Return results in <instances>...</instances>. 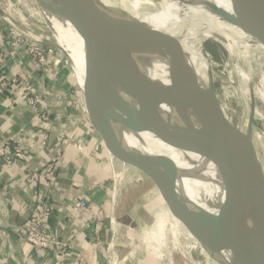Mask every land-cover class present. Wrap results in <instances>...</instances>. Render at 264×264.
I'll list each match as a JSON object with an SVG mask.
<instances>
[{"label": "water", "instance_id": "95a60500", "mask_svg": "<svg viewBox=\"0 0 264 264\" xmlns=\"http://www.w3.org/2000/svg\"><path fill=\"white\" fill-rule=\"evenodd\" d=\"M90 3L88 17L85 0H72L71 7L67 3L65 6L64 0H0V17L24 46L40 56L81 122L99 141L115 172L162 199L171 216L192 237L193 240L181 230L191 245L196 241L200 247L213 250L215 246L229 242L238 264H264V225L252 224L242 200L243 197L252 199L264 214V169L247 131L235 126L216 105H200L177 90L179 77L186 70L181 44L156 29L150 30L151 38L146 43L161 45L165 49L169 62V87L164 89L152 83L139 69L132 54L124 53L115 62L122 61L135 86L126 94L130 98L135 94L141 95L139 112L133 114L127 108L111 106L94 74L97 69L104 71L112 102L120 103L112 71L104 63L102 55L96 53L98 35L94 24L100 25V14L92 6L94 2L90 0ZM229 3L232 14L221 11L228 23L264 48L261 0H229ZM217 11L220 12L219 9ZM63 17L76 25L78 20L83 30L90 34L88 47L95 63L85 61L83 85L79 83L72 61L57 36L60 23L56 20ZM139 31L143 34L140 28ZM137 44L136 39L130 40L131 49L138 47ZM254 48L259 50L256 46ZM200 94L202 97L203 93ZM162 105L184 109L195 123L179 129V125L160 122L158 110ZM201 123L205 125L207 134H217L220 146L228 154H214L198 148L196 137L191 136L197 130L194 125ZM251 124L250 121L249 126ZM121 130L149 132L178 150L210 160L224 187V200L218 214L204 215L201 220H196L190 205L177 194L178 169L175 163L162 155H146L126 148ZM0 231L6 233L11 241L17 239L11 228H0ZM203 258L210 264H223L217 259Z\"/></svg>", "mask_w": 264, "mask_h": 264}, {"label": "bare ground", "instance_id": "6f19581e", "mask_svg": "<svg viewBox=\"0 0 264 264\" xmlns=\"http://www.w3.org/2000/svg\"><path fill=\"white\" fill-rule=\"evenodd\" d=\"M85 1L89 17L88 8L91 3L90 0ZM65 3L71 7L72 0H64L66 6ZM92 3V6L96 7V11L100 14L98 17L100 25L96 22L93 23L98 35L96 53L102 55L104 63L112 71L114 87L120 103L112 102L104 71L97 69L94 74L111 106L127 108L128 112L133 114L139 112L138 100L141 99V95L135 94L133 98H130L126 94L135 86L122 61L119 59L117 63L115 62L124 53L132 54L139 69L152 83L160 85L164 89L169 87V62L168 56L163 52L164 48L161 45L152 46L149 42L146 43L147 39L149 41L151 38L150 30L156 29L171 35L180 42L184 59L187 62H193L194 67L201 72H209L207 81L203 78L196 79L194 76L181 74L177 90L190 96L200 105H216L225 113L224 107L218 102L213 92V64L204 51L206 48L203 49L202 45V37L208 36L209 40L218 44L227 53L229 64L235 68V75L241 88V96L236 97V102L246 114L245 124L249 127L247 134L257 151L256 142L258 143L260 138L254 135L249 123L254 119L255 111L251 106L254 97L264 102V75L260 81V90L254 91L251 86L253 71L251 64L264 61V55L261 54V52L264 53V48L237 27L228 23L222 15L221 11L232 14L229 0H92ZM71 13H74L73 10ZM261 14L264 23V0H261ZM66 19L70 24L73 39L71 49H64L72 61L79 83L83 85L85 61L88 64L95 63L88 47L90 34L83 30V26L78 20L75 19L76 25L69 18ZM133 39L138 42V47L134 50L130 48V40ZM255 46L259 48V52L255 50ZM200 93H203L202 97ZM158 118L166 125H179V129L188 128L189 124L195 123V119L189 112L180 107L173 108L167 105L160 106ZM194 126L197 130L191 137H196L198 148L214 154H228L220 146L217 134H207L205 132L207 129L202 123ZM121 135L126 148L129 146L130 139L133 144H138L137 151L146 155H162L175 163L178 169L177 194L190 205L196 220H201L204 215L216 216L218 214L224 200V187L216 167L210 160L196 153L178 150L149 132L131 133L121 130ZM118 180L123 182L119 175ZM242 200L247 207L252 224L264 225V214L255 201L246 197H243ZM156 201L159 202L158 207L148 214L151 226L143 233L141 244L151 259L163 262L164 249L167 245L165 234L169 231L173 239L172 243L177 245L178 236H181L179 233L184 229L171 216L162 199L157 197ZM187 236L192 239L188 233ZM199 248L198 243L194 241V244L189 247L190 253L194 255ZM215 248L213 250L204 249L210 257L220 260L223 264H238L229 242L223 246H215Z\"/></svg>", "mask_w": 264, "mask_h": 264}, {"label": "crops", "instance_id": "0c3cea01", "mask_svg": "<svg viewBox=\"0 0 264 264\" xmlns=\"http://www.w3.org/2000/svg\"><path fill=\"white\" fill-rule=\"evenodd\" d=\"M5 28L0 33V43L6 46L7 59L0 77L29 79L42 103L27 107L19 84L0 96V148L19 143L26 150L20 160L8 165L0 162V228H11L17 236L11 241L0 231V264H161L146 255L139 242L141 208L149 198L155 199L154 195L122 176L123 182L117 181L118 174L99 141L81 122L47 68L37 67L17 52L12 39L4 37L8 36V27ZM39 131L47 135L45 146L40 145ZM56 158L61 161L52 181L42 177L37 183H30L28 177L32 173L46 172ZM112 176L114 186L110 184ZM125 182L136 189L127 187ZM40 196L51 208L45 230L71 241L68 257L32 249L15 230L29 219ZM124 198L129 201L127 208ZM78 199L87 202L86 209L74 207ZM132 206L133 214L140 209L134 220L129 212ZM101 211L106 220L114 217L115 225L110 227L106 222L95 234L89 221L95 222ZM112 235L115 243L112 252H108Z\"/></svg>", "mask_w": 264, "mask_h": 264}, {"label": "rangeland", "instance_id": "374dc122", "mask_svg": "<svg viewBox=\"0 0 264 264\" xmlns=\"http://www.w3.org/2000/svg\"><path fill=\"white\" fill-rule=\"evenodd\" d=\"M56 21L60 23L59 24L60 26L57 27L58 29L57 36L59 37L58 39L61 45L66 49H71L70 47H72L73 38L71 37L70 24L68 23L66 17H63L60 20H56ZM207 37L206 38L202 37V42H203L202 45H203V49L206 48L204 49V51L207 53L209 59H211L210 60L211 63L213 64V69H212V76L214 78V82L212 85L214 86L213 92L215 93L218 102L224 107L225 114L230 119V121L242 131H247L249 127H247V124H245L247 118L246 114L240 108V106H238L236 102V97L241 96L240 94L241 88L240 85L238 84L235 75V68L229 64L227 53L223 49H221V47H219L218 44L212 42L211 40H209V37L208 38ZM163 52L165 53L164 49ZM261 54L264 55L262 52ZM190 62H187L185 60L186 70L182 75H191L194 76L196 79L203 78L205 81H207L209 77V72L199 71L194 67L193 62L191 63ZM240 66L242 67V65ZM251 67L253 70V71L251 70L252 71L251 86L254 88V91L256 89L260 90L261 88L260 81L262 76L264 75V61H262L261 63L259 62L258 64L254 62L253 64H251ZM262 102L263 101L257 97H254V99L252 100L253 104L251 103V106L254 109L255 113L253 117L254 119L251 122L252 123L251 127L254 132V135H257L260 138L258 143L256 142V148H257L258 159L262 165V168L264 169V113H263L264 102L263 103ZM128 145H129L127 146L128 149H131L133 151L137 150L138 144L137 145L133 144L130 139ZM117 181H118V177H117ZM110 184L114 186L115 180H113V178L111 179ZM126 185L127 187L133 190L136 189L135 186H132L129 183H127ZM154 197L155 199L149 198V202L147 203L143 202V207L141 208L142 209L141 212L144 215L142 214L141 219L138 218V215L140 214L139 213L140 209L138 211H135L133 214V206L132 208L131 207L129 208V212L131 213L130 216L132 217V219L134 218V216L135 218L139 219L138 224L141 225V229H142L141 237L143 233L151 226V221L150 218L148 217L149 216L148 214H150L155 208H157L159 204V202L156 201L157 197L156 196ZM125 200H126L125 201L126 205L124 204L123 205L126 206L127 208L130 205L128 203L129 201L127 199ZM182 231H180L181 234L179 233V235L181 236H178V242H176L177 245H174L172 243L173 239L171 237V234L169 231H167V234H165V236L167 237L166 238L167 245H166V249H164L163 262L157 259H153L154 261H158L161 264H210L205 260V258H203V256L209 257L212 260H216L210 257L203 247H200L194 253V255H192L189 250V247L191 246V242L186 238V236L183 234ZM184 233L187 235L185 231ZM139 242L141 244V240Z\"/></svg>", "mask_w": 264, "mask_h": 264}, {"label": "built area", "instance_id": "2783aa9c", "mask_svg": "<svg viewBox=\"0 0 264 264\" xmlns=\"http://www.w3.org/2000/svg\"><path fill=\"white\" fill-rule=\"evenodd\" d=\"M5 27L6 26L2 18L0 17V33ZM7 35L9 37L6 35L4 37H6L8 40L12 39L10 41L12 42V45L17 50V52L19 51L26 55V57L32 60L37 67L42 69L46 68L40 56L33 50L24 46L23 43L13 34L12 30L9 28L7 29ZM4 47H6L4 43H0V70L5 68L4 64L7 59ZM18 84L21 86L22 91L24 92L25 103L27 107L34 108L42 103V98L35 93L34 89L29 83V79H22L19 81L15 75L7 78L4 75L0 77V96L3 95V93L9 88H12ZM42 119L46 121L47 118L42 116ZM38 134L41 136L40 145L45 146L47 141L46 133L44 131H39ZM25 151V148L22 147L19 143L13 144L11 146H3L0 148V162H4V164L8 165L9 163H12L16 160H20L25 156ZM60 161L61 158L54 159L53 166H50L46 172L32 173L28 177V180L30 181V183H37L40 178L43 177L47 181H52L54 173L56 172ZM112 178L114 180V176H112ZM74 207L79 209H86L87 202L83 199H78V201L74 203ZM50 217L51 208L46 203L44 197L40 196L33 206V210L29 219L19 227H15V230L22 237L24 242L28 244L32 249L57 253L62 257H68L70 251L72 250L71 241L61 240L58 238V236L45 230ZM95 220V222L89 221V224L93 225L94 227L95 234H99L101 232L102 227L106 222L110 227H113L115 225L114 217H108V219L106 220L103 217L102 211L98 213ZM114 243L115 237L114 235H112L111 242L108 244V252H112Z\"/></svg>", "mask_w": 264, "mask_h": 264}]
</instances>
